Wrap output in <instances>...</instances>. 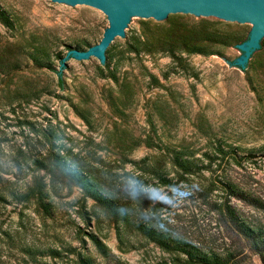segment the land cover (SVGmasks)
I'll use <instances>...</instances> for the list:
<instances>
[{
	"label": "rangeland",
	"instance_id": "374dc122",
	"mask_svg": "<svg viewBox=\"0 0 264 264\" xmlns=\"http://www.w3.org/2000/svg\"><path fill=\"white\" fill-rule=\"evenodd\" d=\"M0 2V264H81L80 257L92 264H196L115 220L68 178L34 164L48 165L56 151L122 204L118 173L127 164L147 182L162 184L154 176L159 171L169 184H186L156 228L226 264H263L224 213L230 207L264 237V42L251 69H238L251 57L245 50L251 27L199 17H172L168 25L137 20L132 39L119 41L107 66L70 54L106 37L103 12L51 0ZM175 25L184 36L185 25L203 28L215 42H205L202 53L180 46L173 59L162 42ZM179 154L198 169L182 173L172 163ZM37 178L50 212L35 199L10 196Z\"/></svg>",
	"mask_w": 264,
	"mask_h": 264
},
{
	"label": "trees",
	"instance_id": "16d2710c",
	"mask_svg": "<svg viewBox=\"0 0 264 264\" xmlns=\"http://www.w3.org/2000/svg\"><path fill=\"white\" fill-rule=\"evenodd\" d=\"M178 28L176 25L172 26L167 33L164 35L163 45L166 47V50H171V58L178 59L175 56L174 50L180 49L184 46L188 52L192 53H202L203 50L206 48L205 42H215V36L207 33L203 28H196L191 26L185 25L188 35L184 36L181 33H178ZM138 44L140 43L137 42ZM141 44V43H140ZM143 46H146L147 43H143ZM218 152L222 153V149H218ZM234 159L235 156L233 155ZM233 159V161H234ZM214 160V159H209ZM47 161L49 164L47 165L44 161L40 159H36L34 164L37 165L39 168L49 171H55L61 174L62 176L68 178L72 182H74L82 191L85 196L91 198L93 201L104 207L110 215L115 218V220L122 222L123 224L130 226L141 236L148 239L150 242L158 245L161 249L165 250L166 252L176 253L183 255L187 258V261L190 263L196 264H226L224 259L215 254H207L195 246L193 243L180 239V238H173L162 232L161 230L157 229L156 227H151L146 225L145 223L139 222H132L129 219V216H121L117 209L121 207L122 203H120L116 199H108L101 195L103 192L95 180L85 172L81 171L78 167L72 165L68 162L63 156L60 155V151L51 152L48 155ZM174 166L178 168L184 174H191L198 169V166L195 163L181 154L176 155L173 162ZM154 176L157 180H159L162 184H169L170 180L167 179L163 174L159 171L154 172ZM231 193L236 194L235 189L232 186L227 187ZM104 193V192H103ZM107 195L106 193H104ZM10 196L16 200L17 202H26L30 199H35L38 205L45 211L50 212V202L46 201L47 194L45 192V183L43 179L37 178L34 181V184L31 187H28L25 191H14L10 193ZM239 196V195H238ZM0 200H4V198L0 195ZM224 213L230 221L235 223L238 230L247 237L252 242V247L254 250L259 252L260 259L264 264V237L263 236H256V232L248 227H245L244 223L239 219L238 215H236L233 211L230 210V207H224ZM90 239L95 246V248L101 253L102 255L106 254V248L103 243L94 235L90 236ZM262 246V248H261ZM65 252H73L71 247L63 248ZM43 254H47L52 257H59L61 253L57 249H46L42 251ZM80 256V255H79ZM81 264H92L90 260L83 259L80 257Z\"/></svg>",
	"mask_w": 264,
	"mask_h": 264
},
{
	"label": "water",
	"instance_id": "95a60500",
	"mask_svg": "<svg viewBox=\"0 0 264 264\" xmlns=\"http://www.w3.org/2000/svg\"><path fill=\"white\" fill-rule=\"evenodd\" d=\"M64 5H85L103 12L109 29L102 42L89 51H71L78 59L111 66V52L121 39H132L130 29L137 20H161L168 25L172 17H199L250 28L245 48L251 57L239 70H250L263 51L264 0H51ZM1 3V2H0Z\"/></svg>",
	"mask_w": 264,
	"mask_h": 264
},
{
	"label": "clouds",
	"instance_id": "9594fccd",
	"mask_svg": "<svg viewBox=\"0 0 264 264\" xmlns=\"http://www.w3.org/2000/svg\"><path fill=\"white\" fill-rule=\"evenodd\" d=\"M132 165L118 173V192L123 201L117 212L121 216H135L151 227H161L167 219V210L175 207L177 197L187 188L186 184H169L147 182L138 171H131ZM102 196L108 199H121L116 193Z\"/></svg>",
	"mask_w": 264,
	"mask_h": 264
}]
</instances>
